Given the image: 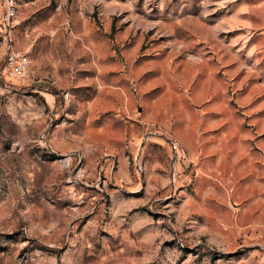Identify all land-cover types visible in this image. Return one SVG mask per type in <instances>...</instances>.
<instances>
[{"label":"rangeland","instance_id":"rangeland-1","mask_svg":"<svg viewBox=\"0 0 264 264\" xmlns=\"http://www.w3.org/2000/svg\"><path fill=\"white\" fill-rule=\"evenodd\" d=\"M18 2L0 264H264V0Z\"/></svg>","mask_w":264,"mask_h":264},{"label":"built area","instance_id":"built-area-1","mask_svg":"<svg viewBox=\"0 0 264 264\" xmlns=\"http://www.w3.org/2000/svg\"><path fill=\"white\" fill-rule=\"evenodd\" d=\"M19 14L18 0H0V39L7 42L5 65L17 77H24L31 65L29 56L13 46L12 27Z\"/></svg>","mask_w":264,"mask_h":264}]
</instances>
